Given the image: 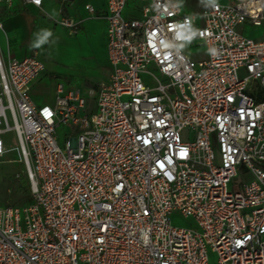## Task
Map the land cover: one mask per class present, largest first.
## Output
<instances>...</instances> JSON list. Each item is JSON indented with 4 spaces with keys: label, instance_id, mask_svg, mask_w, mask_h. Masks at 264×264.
Wrapping results in <instances>:
<instances>
[{
    "label": "built area",
    "instance_id": "1",
    "mask_svg": "<svg viewBox=\"0 0 264 264\" xmlns=\"http://www.w3.org/2000/svg\"><path fill=\"white\" fill-rule=\"evenodd\" d=\"M104 1L109 72L87 114L61 84L53 105L33 100L35 50L0 51V158L13 134L30 195L0 207V264H264V39L238 31L264 27V0H196L197 14L181 0ZM56 22L77 34L79 21Z\"/></svg>",
    "mask_w": 264,
    "mask_h": 264
},
{
    "label": "rangeland",
    "instance_id": "2",
    "mask_svg": "<svg viewBox=\"0 0 264 264\" xmlns=\"http://www.w3.org/2000/svg\"><path fill=\"white\" fill-rule=\"evenodd\" d=\"M208 2H217L220 4H230L231 0H205ZM192 12H196V5L191 7ZM191 12V13H192ZM197 14V13H196ZM61 16L67 17L61 13ZM60 18L58 19V21ZM58 28L49 30H32L29 34L23 35L25 48L22 55H27L35 50L39 59L43 62L45 70L40 78L35 82L31 89V97L38 104L53 105L55 101V89L57 84H61L65 89L77 90L86 96L89 101V110L93 109V100L91 95L96 92L98 85L107 78L104 52L101 42L98 38L92 39L85 33L70 34L66 28H63L54 22ZM238 31L242 36L253 40L264 39V27H255L252 25H241ZM184 53L201 59L204 57V48L200 46L192 47L188 42L180 45ZM18 56L17 58H22ZM72 136V127L70 125L61 126L56 130L57 142L60 147L66 138ZM4 143L7 152L0 158V207L11 205L22 208L30 202L28 184L24 175V168L19 162L17 142L13 134L4 136ZM16 175H19L17 178ZM239 175L227 189L231 191L235 182H242ZM171 224L175 227L189 228L197 230L196 224L191 218H183L174 214L171 217ZM216 257L209 255L208 264H214Z\"/></svg>",
    "mask_w": 264,
    "mask_h": 264
},
{
    "label": "crops",
    "instance_id": "3",
    "mask_svg": "<svg viewBox=\"0 0 264 264\" xmlns=\"http://www.w3.org/2000/svg\"><path fill=\"white\" fill-rule=\"evenodd\" d=\"M41 9L33 5H24L22 0H13L9 9L0 7V51L5 56H23L25 51L23 35L29 34L32 30L47 28L51 30L60 27L55 25L61 17V13L69 18L79 21L78 32L76 35L85 33L90 38H98L104 52L105 66L108 77V62L106 58V23L104 21L105 1L104 0H72V3L61 9L60 0H41ZM183 10L186 14H196L201 9V3L196 0H181ZM86 4H90L95 13L89 15L84 9ZM196 5L197 11L192 12L191 7ZM192 12V13H191ZM126 15L137 16L138 5L131 4L126 10ZM62 29V28H60ZM23 52V53H22ZM31 52H29L30 54ZM27 54V55H29ZM25 55V56H27ZM107 80V78H106ZM105 80V81H106ZM104 82V81H103Z\"/></svg>",
    "mask_w": 264,
    "mask_h": 264
},
{
    "label": "snow or ice",
    "instance_id": "4",
    "mask_svg": "<svg viewBox=\"0 0 264 264\" xmlns=\"http://www.w3.org/2000/svg\"><path fill=\"white\" fill-rule=\"evenodd\" d=\"M35 2L37 3V4H39L40 3V0H35ZM204 33H202V35H203ZM150 115V114H149ZM158 123H161V122H159L158 121ZM149 135H151V133H149ZM138 138H140V137H138ZM145 143H147V141H145ZM183 154V153H182ZM169 163H171V161H169ZM161 167H164V165L163 164H161L160 165ZM239 243V242H238Z\"/></svg>",
    "mask_w": 264,
    "mask_h": 264
}]
</instances>
